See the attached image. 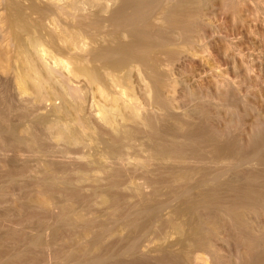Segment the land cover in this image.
I'll use <instances>...</instances> for the list:
<instances>
[{
    "label": "bare ground",
    "instance_id": "1",
    "mask_svg": "<svg viewBox=\"0 0 264 264\" xmlns=\"http://www.w3.org/2000/svg\"><path fill=\"white\" fill-rule=\"evenodd\" d=\"M164 1L0 0V74L32 106H23L26 113L19 103V121L0 113L8 141L1 140L33 159L44 135L53 141L48 147L63 145L53 147L62 154L45 157L39 149L35 160L46 170L33 173L36 189L18 186L25 219L3 234L16 247L0 240V264H264L259 88L252 83L242 95L208 59L210 72L178 77L171 62L193 59L205 46L209 0ZM220 1L240 7V0ZM75 146L85 152L73 156ZM47 154L81 163L70 167L66 159L64 169L53 158L58 170ZM23 165L22 172L33 167ZM12 173L13 183L32 178Z\"/></svg>",
    "mask_w": 264,
    "mask_h": 264
},
{
    "label": "rangeland",
    "instance_id": "2",
    "mask_svg": "<svg viewBox=\"0 0 264 264\" xmlns=\"http://www.w3.org/2000/svg\"><path fill=\"white\" fill-rule=\"evenodd\" d=\"M169 2V0H165L164 1V3H165V5L166 4H168V2ZM170 4V3H169ZM169 4H168V6H169ZM240 7H239V9L237 10V11H231L230 9H228V8H226V7H224V5L222 4V2L220 1V0H209L208 2H207V4H206V6H205V9H204V12H206L205 13V17L203 18V19H205V20H203V23L201 24L202 25V27L203 28H201V26H200V34H201V42H202V44L203 45H205V46H203V47H201V48H198L197 49V54L199 53V55H196L195 57H193V59L192 58H185L184 59V61H182L181 63H179V64H175L174 62H171L172 64H170V66H172L173 64V66L172 67H174L173 68V70L175 71V72H177V74L176 75H178V77H183V71H184V76H187V75H191V73L192 74H198L199 72V74H201V72H203V71H208V72H210L209 71V68H208V66L206 65V63H204L205 62V59L207 60L208 59V61H211V63L215 66L216 64V66L214 67V69L213 70H215V71H218V69H219V71H223L222 73H223V75H225V76H227L229 79H231V80H233V81H235V82H237V84H239V86H240V93L243 95L244 93H245V95H248L249 94V92L251 91V88H252V86H253V90H256V88L258 89L259 88V90L257 91L258 92V98L256 99V101L255 102H253V104L254 105H256V107L258 108L257 110H258V112L259 113H261V112H263V107H264V0H240ZM257 6V7H256ZM227 9V10H226ZM87 16V15H86ZM207 16V17H206ZM148 20H150L149 18L146 20V21H144V23L145 22H147ZM207 20L210 22H207ZM208 23V24H207ZM210 24V25H209ZM140 25H142L141 23H139L138 24V26H140ZM205 25V26H204ZM209 25V26H208ZM0 32H1V29H0ZM205 32V33H204ZM208 33V34H207ZM203 36V37H202ZM208 37V38H207ZM46 45H47V43H45ZM45 44H44V46H45ZM48 47H50V45L48 46H46V48L47 49H49ZM229 47V48H228ZM51 49H53L52 47L49 49L50 51H51ZM234 49V50H233ZM54 51V54H56V53H58V51L56 52L55 50H53ZM202 51V52H201ZM56 52V53H55ZM201 52V53H200ZM227 52V53H226ZM234 52V53H233ZM58 54H59V56H58ZM57 55H55L58 59L59 58H61V57H64V59H67V58H65V57H67L66 56V54L64 55V54H60V53H58ZM60 55H62V56H60ZM64 55V56H63ZM201 56H203V58L201 57ZM242 58H243V60H242ZM63 59V58H62ZM61 59V60H62ZM63 59V60H64ZM190 60V61H189ZM65 61H67V60H65ZM200 61V62H199ZM245 61V62H244ZM244 62V63H243ZM235 63V64H234ZM185 64V65H184ZM190 64V65H189ZM235 65V66H234ZM244 65V66H243ZM178 66V68H176ZM221 66V67H220ZM249 67V70H248V72L251 74L250 75V77H249V75H248V72L246 71V70H244L245 68L244 67ZM182 67H185V69L183 70V68ZM180 68V70H177V69H179ZM224 68V69H223ZM237 68V69H236ZM238 70V71H237ZM179 71H181V74H180V72ZM228 71V72H227ZM187 74H186V73ZM198 72V73H197ZM237 72H238V74H237ZM245 72H247V73H245ZM180 75H179V74ZM189 73V74H188ZM227 74V75H226ZM234 75V76H233ZM242 75V76H241ZM7 76V75H6ZM5 76V74H3L2 72H1V74H0V113H3V112H5V111H7V112H9L8 114L9 115H7L8 116V118L10 119H12V121H14V118L15 117H17V116H21L22 114H20L19 113V108L21 107L22 109H23V111L24 112H26V110H24V109H26L27 108V110L29 109V107H31L32 108V106L30 105V104H28L27 102L26 103H21L20 102V96H19V98H17V95H18V90H17V88H16V86H15V84H14V86L13 85H11V84H9L10 82H9V78H8V76H7V79L5 78L6 77ZM248 78H246V77ZM245 78L248 80H245ZM251 78V79H250ZM242 79H243V81H242ZM250 79V80H249ZM206 80H208V78L206 79ZM8 81V82H7ZM241 81V82H240ZM247 82V83H246ZM256 82V83H255ZM2 83V84H1ZM11 83H13V82H11ZM241 83H242V85H241ZM243 83H244V85H243ZM249 83V84H248ZM251 83V84H250ZM252 83H253V85H252ZM254 83H255V85H254ZM9 84V85H8ZM262 84V85H261ZM252 85V86H251ZM10 86V87H9ZM243 88H242V87ZM249 86H251V87H249ZM254 86H255V88H254ZM5 87V88H4ZM15 89L16 88V90L15 91H13V89ZM250 88V89H249ZM13 92V93H12ZM260 92V93H259ZM16 93H17V95H16ZM16 95V96H14V95ZM212 94H215L214 93V91H212ZM13 95V96H12ZM5 98V99H4ZM15 100H14V99ZM262 98V99H261ZM12 99V100H11ZM17 99V100H16ZM18 99H20L19 101H18ZM6 101V102H5ZM12 101V102H11ZM14 101V102H13ZM19 103H21L20 105H19ZM5 104V105H4ZM8 104H9V106H8ZM23 104V105H22ZM7 105V106H6ZM28 105V107H26ZM178 105H180V107L182 106V103L180 104H178ZM263 105V106H262ZM18 106H20V107H18ZM26 107V108H24V107ZM9 107H14L13 109L14 110H16V111H14L13 109H10ZM183 107H185L184 106V104H183ZM182 107V108H183ZM20 108V110H21V113H24L23 111H22V109ZM30 108V109H31ZM261 108H262V111H261ZM7 109V110H6ZM9 109V110H8ZM4 110V111H3ZM18 110V111H17ZM33 110V109H32ZM261 112H260V111ZM14 114H13V113ZM28 112V111H27ZM26 112V113H27ZM29 112L31 113V117L33 118V115L35 114V112H34V114H32L33 112L31 111V110H29ZM6 113V112H5ZM17 113H19V115L17 114ZM17 114V115H16ZM9 116H11V117H9ZM31 118V119H32ZM10 119V120H11ZM17 119V120H16ZM20 120V118H15V120L16 121H19ZM15 121V122H16ZM244 122H245V127H244V129H245V132H247V130L249 129L248 127L250 126V123L252 122L251 121V118L249 117V118H246L245 120H244ZM247 129V130H246ZM45 136V137H44ZM43 136V139L42 140H44L46 143L44 144V141H42V143L45 145L44 147H46V148H49L48 150H44V147H43V144L41 145L42 146V148H41V146L40 147H38L41 151H42V153H44V151H46L47 153H49V152H51L52 153V155H56V154H62V153H60L59 151V153L57 152V150L56 149H58L61 145H60V143L59 144H57V145H54V146H52V148H50V146L52 145V143H53V141H52V139L50 140V143L49 144H47V141L46 140H48V139H44V138H49L47 135H44ZM6 137V138H5ZM1 138H5V141H8V139H7V136H3V134H1V132H0V149H1V145L3 146L2 147V149L0 150V189L2 188L3 189V191H1L0 190V203H2V204H0V214H2V215H0V218H1V216H2V221H1V219H0V235L2 234V236H3V238H2V236H0V238H2V239H0L1 241L2 240H4V237H5V235H6V232H7V227H8V229H10L11 228V226H12V228H14V227H18L17 225V223H19V220H21V219H25L24 217V214L22 213V212H19V211H17L18 209V205H19V203L20 202H22V201H24L25 200V198L23 197L24 195H26V194H24V192H23V194L22 193H20V189H19V187L20 188H24V189H26V190H24V189H22L23 191H29L32 187H34V184H35V178H39L38 176L40 175V177L42 176L41 174H42V171H43V174H44V171L46 170V169H44L45 168V165H43V164H45V161L43 162V163H41L42 161L40 160V161H37V159L35 160V158H38V159H40L42 156H44L45 157V153L44 154H42V156H39L38 157V152H39V149L37 150L38 152H36V153H34V155H37L36 157L35 156H33L34 157V159L32 158V155H33V152H29V149H23L21 146H18V147H21V148H19V151L17 150L18 149V147H17V145H16V148H14V149H10V148H12L13 146L15 147V145H12V147H11V144L9 145V148L7 147L8 146V144H6V143H8V142H5L4 141V139H2L1 140ZM54 140V139H53ZM49 141V140H48ZM56 141V140H55ZM54 141V142H55ZM52 142V143H51ZM5 143V144H4ZM51 144V145H50ZM55 144V143H54ZM62 144V143H61ZM7 145V146H6ZM47 145V146H46ZM48 145H50L49 147H48ZM58 145H59V147H58ZM101 145H103V144H101ZM58 147V148H56V149H54L53 147ZM98 146H100V145H98ZM61 147H63V145L61 146ZM77 146H75L74 148H72L73 150L74 149H76V150H78V151H76V150H74V152H75V154H74V152H73V150L71 149V151H70V153L72 152L73 153V156H77L78 154H80V150H81V152H85V150L83 151L82 150V148H80V150H79V148H76ZM45 148V149H46ZM22 151H21V150ZM51 149V150H50ZM53 149V150H52ZM98 149H100V150H104V147H103V149H102V146H100V147H98ZM94 150V149H91V152L89 153V154H91L93 157H95V156H102L101 155V153L103 154V152L102 151H100V150ZM7 150H9V151H7ZM24 150H28L27 152L26 151H24ZM41 151L39 152V155L41 154ZM49 151V152H48ZM53 151H55V152H53ZM94 151H97V152H95L94 153ZM99 151H100V153H99ZM2 152V153H1ZM14 152H15V154H14ZM57 152V153H56ZM78 152V153H77ZM88 150H86V153L88 154ZM29 153H31V156H29ZM51 153H49V154H51ZM56 153V154H55ZM69 153V154H70ZM71 153V154H72ZM98 153V154H97ZM105 153V152H104ZM7 154V155H6ZM21 154V155H20ZM106 154V153H105ZM21 157H23V155H24V157L23 158H21ZM28 155V156H27ZM48 155V154H47ZM46 155V156H47ZM52 155H51V157H50V155H48L50 158H49V160L51 159V161H49V160H47L48 162H52V164H55V167H57V169L60 167V165H61V167H62V165H63V168H64V165H65V168H67V165L66 164H64L66 161V159H68V158H66L65 159V157L64 158H61V156L62 155H57V156H55V157H52ZM48 156H47V158H48ZM64 156V155H63ZM6 159H5V158ZM13 157V158H12ZM20 157V158H19ZM27 157V158H26ZM28 157H29V159H28ZM43 157V159L45 160V158ZM57 157H59L60 159H62L60 162H59V164H57V163H54L55 162V159H53V158H57ZM110 156H106V158H109ZM11 158V159H10ZM13 159V160H12ZM21 159V160H20ZM60 159H58V160H60ZM64 159V160H63ZM110 159H112L113 160V158H110ZM109 159V160H110ZM28 160H30L29 162H28ZM33 160H35V162H33ZM53 160V161H52ZM108 160V159H107ZM111 160V161H112ZM16 163H14V162ZM17 161V162H16ZM57 161V160H56ZM68 162H69V164H70V167H73V166H75V165H79V163H81L80 162V160H79V163H78V161H77V164H76V161H75V159H74V161L72 160H70L69 161V159L67 160ZM82 161V160H81ZM21 162V163H20ZM23 162V163H22ZM29 164H27V163ZM31 162H32V165H33V167H32V165H31ZM38 162H40L39 164H38ZM58 162V161H57ZM67 162V163H68ZM75 163V164H72V163ZM12 163V164H11ZM14 163V164H13ZM24 163H26L27 165H28V167H27V165L26 164H24ZM37 163V164H36ZM9 165V167H10V165H11V167L13 168H9L8 167V165ZM24 164V165H23ZM34 164H35V167H34ZM2 165V166H1ZM22 165H23V167H27L28 169H30V167H32V169H30L29 170V172H31V173H29L28 171H23L22 172V170L24 169H22L21 170V168H22ZM58 165H59V167H58ZM30 166V167H29ZM14 167H16V168H18L17 170L14 168ZM19 167H21V168H19ZM36 167H37V170L38 169H40L39 170V172H40V174H37V173H39L38 171H36ZM38 167H42L43 168V170H42V168H38ZM60 167V169H62L63 170V168H61ZM68 167H69V165H68ZM26 168V170H28ZM47 168V167H46ZM64 168V169H65ZM9 169L13 172V170H14V172L12 173V176H14V173H16V174H18V175H15L14 177L15 178H17V176H18V178L19 177H28V176H30L29 174H31L32 175V178H34V176H33V173L34 172H36L35 173V175L37 176H35V178L33 179V181H31L32 180V178H31V176L29 177V179H23L22 180V178L21 179H17V181L19 182L20 181V183L18 184V182H16L15 180L16 179H14V183H17V184H15V185H13L14 183H13V179L12 178H10V172H9ZM34 169H35V171H34ZM60 169H58V170H60ZM42 170V171H41ZM15 171H21V173L20 172H15ZM24 172H26V173H24ZM9 173V174H8ZM19 173L21 174L20 176H19ZM24 173V174H23ZM6 174V175H5ZM8 175V176H7ZM28 175V176H27ZM6 176V177H5ZM9 177V179H7ZM4 178V179H3ZM6 178V179H5ZM31 178V179H30ZM3 180V181H2ZM5 180V181H4ZM7 180V181H6ZM12 180V181H11ZM29 180L33 183H31V185H29L30 183H29ZM12 182V184H10L11 182ZM22 181L24 182V181H28V182H24V183H26L27 184V186H24L23 185V183H22ZM10 182V183H9ZM11 185V187H10V185ZM19 186V187H18ZM30 186V187H29ZM36 186V185H35ZM15 188V189H14ZM18 188V189H17ZM30 188V189H29ZM35 188V187H34ZM33 188V189H34ZM7 189L8 190V192H7V190L5 191V190ZM12 189V190H11ZM28 189V190H27ZM36 189V188H35ZM15 190V191H14ZM10 191V192H9ZM14 191V192H13ZM33 192V190H31V193ZM1 193H3L4 195H2ZM17 193L19 194V196L17 195ZM29 193V192H28ZM27 193V194H28ZM8 194H10V195H8ZM30 194V193H29ZM7 196V197H6ZM14 196V197H13ZM6 197V198H5ZM3 198L4 199H6V200H3ZM14 198H15V200H14ZM19 198V199H18ZM21 198V199H20ZM12 200H14V201H12ZM19 200V201H18ZM5 201V202H4ZM17 203H16V202ZM11 202V203H10ZM19 202V203H18ZM9 203V204H8ZM16 206H15V205ZM3 205V206H2ZM6 205V206H5ZM10 205V206H9ZM2 206V207H1ZM14 206H15V208H14ZM10 208V209H9ZM11 208H12V210H11ZM14 209V210H13ZM16 209V210H15ZM2 210H4V212L2 211ZM9 210V211H8ZM12 211H14V213L12 212ZM9 212V213H8ZM10 212H11V214H10ZM16 212V213H15ZM4 213H7L8 215L6 216V214H4ZM19 213V214H18ZM11 216H10V215ZM16 214H18V215H16ZM5 215V216H4ZM6 217L7 219H4V217ZM16 216V217H15ZM23 216V217H22ZM9 217V218H8ZM12 217H14V218H16V219H12ZM10 218H11V221H10ZM19 218V219H18ZM18 219V220H17ZM9 220V221H8ZM14 220H16V221H14ZM5 221V222H4ZM3 222V223H2ZM8 223V224H7ZM13 223V224H12ZM7 226H6V225ZM34 224V223H33ZM5 225V226H4ZM15 225V226H14ZM26 225V224H25ZM29 225V226H28ZM35 225V224H34ZM34 225H30V223H28L27 224V227L29 228L30 226V228L28 229L29 231L28 232H30L31 230H35L34 229ZM19 227H20V224H19ZM27 227H26V229H27ZM4 228V229H3ZM6 229V230H5ZM15 229V228H14ZM31 229V230H30ZM3 231V232H2ZM5 233V235H3ZM6 239V238H5ZM7 241H9V240H7ZM6 240L5 241H2V243L4 242V244H7L6 242H7ZM13 242H12V244H10V241L8 242V246H9V249H13L14 247H16V245L14 246V247H12L13 246ZM46 253H48V252H46ZM51 254V253H50ZM50 254L48 253L47 255L49 256H47V258H50L51 256H50ZM45 256H46V254H45ZM51 259V258H50ZM205 263V262H204Z\"/></svg>",
    "mask_w": 264,
    "mask_h": 264
}]
</instances>
